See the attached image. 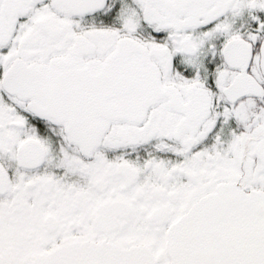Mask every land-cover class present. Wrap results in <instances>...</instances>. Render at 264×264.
<instances>
[{
	"label": "snow or ice",
	"instance_id": "obj_1",
	"mask_svg": "<svg viewBox=\"0 0 264 264\" xmlns=\"http://www.w3.org/2000/svg\"><path fill=\"white\" fill-rule=\"evenodd\" d=\"M0 264H264V0H0Z\"/></svg>",
	"mask_w": 264,
	"mask_h": 264
}]
</instances>
